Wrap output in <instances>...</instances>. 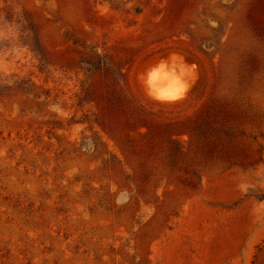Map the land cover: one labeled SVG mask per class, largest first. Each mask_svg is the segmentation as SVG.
Returning a JSON list of instances; mask_svg holds the SVG:
<instances>
[{"label": "rangeland", "instance_id": "1", "mask_svg": "<svg viewBox=\"0 0 264 264\" xmlns=\"http://www.w3.org/2000/svg\"><path fill=\"white\" fill-rule=\"evenodd\" d=\"M0 264H264V0H0Z\"/></svg>", "mask_w": 264, "mask_h": 264}, {"label": "bare ground", "instance_id": "2", "mask_svg": "<svg viewBox=\"0 0 264 264\" xmlns=\"http://www.w3.org/2000/svg\"><path fill=\"white\" fill-rule=\"evenodd\" d=\"M161 73H159V71L157 72L156 70H154L152 75L146 76V79H145L144 83H145V85L147 87V90H149L151 92V94H153V95H155L157 97L167 98L168 100L169 99H175V98H177V97H179V96L184 94L183 88H181V90L180 89L179 90H177V89L175 90L174 88H171V86H170V88L167 87L168 86V81L166 80V77H165L166 75L165 74H161ZM157 82L160 85H158Z\"/></svg>", "mask_w": 264, "mask_h": 264}]
</instances>
